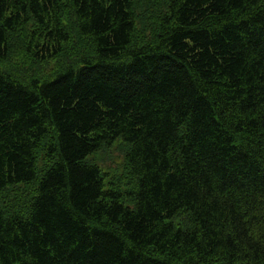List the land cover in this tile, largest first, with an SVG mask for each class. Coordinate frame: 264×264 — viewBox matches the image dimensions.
Returning <instances> with one entry per match:
<instances>
[{
    "label": "trees",
    "instance_id": "obj_1",
    "mask_svg": "<svg viewBox=\"0 0 264 264\" xmlns=\"http://www.w3.org/2000/svg\"><path fill=\"white\" fill-rule=\"evenodd\" d=\"M0 264H264V0H0Z\"/></svg>",
    "mask_w": 264,
    "mask_h": 264
},
{
    "label": "rangeland",
    "instance_id": "obj_2",
    "mask_svg": "<svg viewBox=\"0 0 264 264\" xmlns=\"http://www.w3.org/2000/svg\"><path fill=\"white\" fill-rule=\"evenodd\" d=\"M127 143L118 139L114 142L113 147L103 149L99 152L90 154L86 157V161L97 165L104 174L107 176L104 178L107 184L114 177H119L123 173V151L127 149ZM108 185L105 186V189ZM122 191H125V186L121 187ZM128 205H130L127 202Z\"/></svg>",
    "mask_w": 264,
    "mask_h": 264
}]
</instances>
